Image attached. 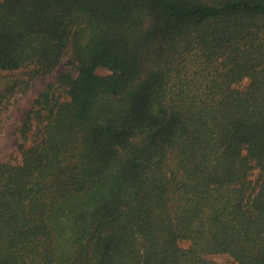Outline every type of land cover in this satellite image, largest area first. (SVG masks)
I'll return each mask as SVG.
<instances>
[{
  "label": "trees",
  "instance_id": "trees-1",
  "mask_svg": "<svg viewBox=\"0 0 264 264\" xmlns=\"http://www.w3.org/2000/svg\"><path fill=\"white\" fill-rule=\"evenodd\" d=\"M66 56L0 161V264H264V0H0V72Z\"/></svg>",
  "mask_w": 264,
  "mask_h": 264
},
{
  "label": "rangeland",
  "instance_id": "rangeland-1",
  "mask_svg": "<svg viewBox=\"0 0 264 264\" xmlns=\"http://www.w3.org/2000/svg\"><path fill=\"white\" fill-rule=\"evenodd\" d=\"M67 56L61 65L47 77H40L30 83L22 82L25 77L21 71L0 72V161L9 157L15 151V131L24 119L25 114L31 108L37 95L43 91L46 85L54 81L66 70ZM11 87L8 94L2 93ZM215 264H234L233 260L225 254L209 257Z\"/></svg>",
  "mask_w": 264,
  "mask_h": 264
}]
</instances>
